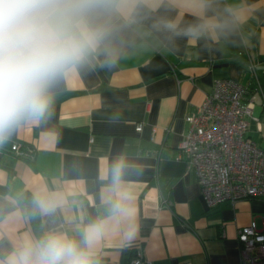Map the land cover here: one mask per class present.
<instances>
[{
	"label": "crops",
	"instance_id": "crops-1",
	"mask_svg": "<svg viewBox=\"0 0 264 264\" xmlns=\"http://www.w3.org/2000/svg\"><path fill=\"white\" fill-rule=\"evenodd\" d=\"M209 19L218 27L196 39L154 27ZM218 78L250 85L248 136L264 148V0H151L113 61L101 57L59 79L48 114L0 140V260L24 234H73L110 219L111 199L127 214L110 219L99 264H128L138 252L141 264L240 262L238 231L252 220L264 229V198L209 207L196 170L177 158L187 114ZM15 143L31 155L15 153ZM24 193L54 205L47 215L37 208L38 225Z\"/></svg>",
	"mask_w": 264,
	"mask_h": 264
},
{
	"label": "clouds",
	"instance_id": "clouds-1",
	"mask_svg": "<svg viewBox=\"0 0 264 264\" xmlns=\"http://www.w3.org/2000/svg\"><path fill=\"white\" fill-rule=\"evenodd\" d=\"M151 0H0V140L22 121H40L53 102V86L62 77L101 57L113 61L125 34L141 21ZM160 31L199 38L218 27L215 20L178 29L172 20ZM118 173L113 174L115 191ZM44 215L53 203L37 197ZM111 218L127 210L108 201ZM99 219L73 234L49 229L38 237L24 234L0 264H99L98 244L110 226Z\"/></svg>",
	"mask_w": 264,
	"mask_h": 264
},
{
	"label": "built area",
	"instance_id": "built-area-1",
	"mask_svg": "<svg viewBox=\"0 0 264 264\" xmlns=\"http://www.w3.org/2000/svg\"><path fill=\"white\" fill-rule=\"evenodd\" d=\"M254 81L256 68L250 65ZM213 92L186 116L188 131L178 159H187L197 172L209 207L227 200L264 198V148L248 136L255 98L250 85L218 78ZM137 129L142 130L139 124ZM11 149L30 156L19 143ZM242 258L236 264H264V229L252 222L238 231ZM138 252L128 264H141Z\"/></svg>",
	"mask_w": 264,
	"mask_h": 264
},
{
	"label": "trees",
	"instance_id": "trees-1",
	"mask_svg": "<svg viewBox=\"0 0 264 264\" xmlns=\"http://www.w3.org/2000/svg\"><path fill=\"white\" fill-rule=\"evenodd\" d=\"M20 201L22 202V205L27 206L28 215H29L31 221L34 223V225H38L39 224V213H38V209L34 203L33 196H30L29 193H24L20 197Z\"/></svg>",
	"mask_w": 264,
	"mask_h": 264
}]
</instances>
